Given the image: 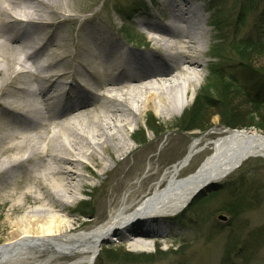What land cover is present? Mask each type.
Returning a JSON list of instances; mask_svg holds the SVG:
<instances>
[{"label":"bare ground","instance_id":"6f19581e","mask_svg":"<svg viewBox=\"0 0 264 264\" xmlns=\"http://www.w3.org/2000/svg\"><path fill=\"white\" fill-rule=\"evenodd\" d=\"M181 1L183 8H173L164 22L138 20L147 36L143 49L135 50L108 34H85L75 49L63 37L51 46L54 29L79 20L74 0H0V176L13 177L28 164L43 166L41 175L29 176L0 197L21 214L12 222L5 219L2 229L9 228V235L23 233L0 244V264H93L100 241L110 234L132 247L157 243L167 217L183 210L203 187L220 181L245 153L264 158V133L214 129L212 152L187 177L179 173L198 153L196 139L146 194L125 193L91 228L76 231L80 225L55 214L64 210L66 199L76 202L77 193L95 186L91 179L112 173L133 151L127 131L145 108L165 118L187 104L185 97L203 67L206 43L198 29L208 22L195 2ZM49 47L51 53L34 57ZM143 185L141 180L140 189ZM47 223L40 233L33 230ZM205 252L198 257L207 261ZM43 253L45 258L35 259Z\"/></svg>","mask_w":264,"mask_h":264},{"label":"rangeland","instance_id":"374dc122","mask_svg":"<svg viewBox=\"0 0 264 264\" xmlns=\"http://www.w3.org/2000/svg\"><path fill=\"white\" fill-rule=\"evenodd\" d=\"M165 1L74 0L75 14L79 20L54 29L53 40L49 44L52 46L58 38L63 37L72 40L75 49L78 39L85 34H108L119 44L125 41L133 46L132 49L136 47L142 50L147 32L139 30L138 20L146 18L150 21L155 12L161 11ZM180 2L173 0L172 3ZM192 2L200 6L208 22L197 28L206 43L200 56L203 67L198 69L202 76L194 78V84L185 97L187 104L174 116L159 117L151 108H145L137 124H131L127 131L131 135L128 143L133 151L112 173L101 180L91 179L95 186L87 188L84 193H77L76 202L68 198L64 210L54 212L80 225L76 231L89 229L105 219L125 193L133 192L137 196L138 192L144 190L146 194L151 185L162 179L188 153L194 139L198 140L195 149L198 153L182 165L180 178L196 172L212 152V141L217 137L214 129H253L264 133L259 126L260 120H264V75H251L264 72V52H251L242 60L232 48V44L241 38L259 34L264 39V27L260 23L261 31L255 33L259 21L257 15L264 12V0H256L252 10H248L245 0ZM172 3L164 5L167 15L159 14L154 19L164 22L170 17L171 10L175 8ZM241 9L243 14L239 16ZM213 46L217 49H212ZM48 53H51L50 47L35 53L34 57L39 59ZM259 79L263 83L258 84ZM197 98L205 102L206 112L196 121L199 128L185 130L195 122V119L190 123L186 121ZM232 117L241 119L233 124L235 127L223 123ZM1 146L0 141V149ZM145 149L151 151L145 153ZM25 167L24 171L18 170L13 177L0 176V197L20 183L24 185L29 176L41 175L43 170L42 165L34 167L28 164ZM126 172V180L117 186L118 178H122ZM141 180L145 181V185L140 189ZM241 181L244 186L257 189L260 200L251 208L234 214L228 210L234 200L232 195L229 197V192L234 189L233 186H240L238 182ZM225 182L233 184L221 188ZM101 204L103 208L99 211ZM9 207L8 203L0 202V244L10 243L23 235L22 231L9 235V228L2 229L5 219L12 222L21 215ZM219 214L227 216V220H218ZM167 218L169 224L159 231L160 240L157 243L149 240L145 247H132L127 242L119 241L117 235H108L107 239L100 241L93 264H264V158H246L220 181L203 187L183 210ZM48 226V223L38 224L33 230L40 233ZM205 250L207 261L201 260L200 255L198 257L200 252L204 257ZM45 257L43 253L35 259ZM45 264L58 262L47 260Z\"/></svg>","mask_w":264,"mask_h":264},{"label":"trees","instance_id":"16d2710c","mask_svg":"<svg viewBox=\"0 0 264 264\" xmlns=\"http://www.w3.org/2000/svg\"><path fill=\"white\" fill-rule=\"evenodd\" d=\"M247 5H248V10H252L253 9V5L255 4L256 0H245ZM243 14V10L241 9L239 12V16ZM257 17L259 18L258 21V27L256 28L255 33H259L261 31V29L259 28V23L261 24V26L264 27V12L262 13H258ZM264 30V28H263ZM216 47H212V49H215ZM232 48L234 49L236 55L241 58L242 60H245L247 57V55L251 52H259L261 53L262 51L264 52V39L259 35L256 34L255 37L254 36H250V37H246V38H241L236 40L233 44H232ZM217 49V48H216ZM217 68V67H215ZM261 74H260V73ZM256 73H251V75L253 76H261L264 75V72L259 71ZM261 79L257 80V83H263L260 81ZM262 80H264V78H262ZM229 86V84H226V86ZM206 104L202 99H196L195 100V104L193 106V109L191 111L190 117H188L186 122H189L191 120L195 119V122H193L191 124V126H188L185 130L188 129H194V128H199L198 126V119L204 115V113L206 112ZM257 110V109H255ZM221 115V112H218ZM236 121H241V119H236L235 117L229 120H224V124L230 127H235L233 126V124H235ZM260 127H262V129H264V120H260ZM240 122H238L239 124ZM243 125H246L245 123H242ZM241 124V125H242ZM234 183V181H233ZM233 183H222L221 184V188H224L226 185L228 184H233ZM240 183V186H233V190L229 192V197H233V203H231L229 205V211L237 214L239 211L245 210V209H249L251 208L254 204H256L258 202L259 198V194L257 193V189H251L249 187V185L244 186L243 181L238 182ZM219 185H216V187H218ZM244 187V188H243ZM244 189V190H243Z\"/></svg>","mask_w":264,"mask_h":264},{"label":"water","instance_id":"95a60500","mask_svg":"<svg viewBox=\"0 0 264 264\" xmlns=\"http://www.w3.org/2000/svg\"><path fill=\"white\" fill-rule=\"evenodd\" d=\"M256 155L257 154L254 153V152H247V153H245L237 162H235L234 164L230 165L229 168L225 171L224 176H220L219 179H221L222 177H225L228 173H230L231 171H233L234 169H236L242 163V161L245 160L246 158H248V157H254ZM227 218L228 217L225 216V215H223V214H219L217 216V219L218 220H221V221H226Z\"/></svg>","mask_w":264,"mask_h":264}]
</instances>
